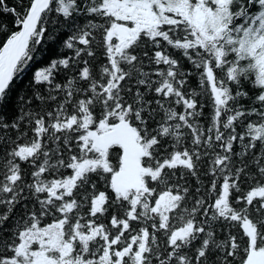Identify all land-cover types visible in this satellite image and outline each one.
<instances>
[{"label":"snow or ice","instance_id":"snow-or-ice-1","mask_svg":"<svg viewBox=\"0 0 264 264\" xmlns=\"http://www.w3.org/2000/svg\"><path fill=\"white\" fill-rule=\"evenodd\" d=\"M0 264H264V0H0Z\"/></svg>","mask_w":264,"mask_h":264},{"label":"trees","instance_id":"trees-1","mask_svg":"<svg viewBox=\"0 0 264 264\" xmlns=\"http://www.w3.org/2000/svg\"><path fill=\"white\" fill-rule=\"evenodd\" d=\"M8 2L9 5L11 6L15 2V0H8ZM53 54H54V47L51 46L50 44H45L43 47L40 48L38 54L35 55L34 60L28 66L26 71L19 74L17 78H15L8 99V105H7L8 109L11 110L12 105L15 102L17 92L22 91L27 86L33 72L39 67H41ZM186 68H190V66L186 65ZM196 83H197L196 81H193L192 87H196ZM196 90L199 91V88L197 87ZM204 112L207 116V114L209 113V108L205 107ZM201 120L203 122L204 118H201Z\"/></svg>","mask_w":264,"mask_h":264}]
</instances>
